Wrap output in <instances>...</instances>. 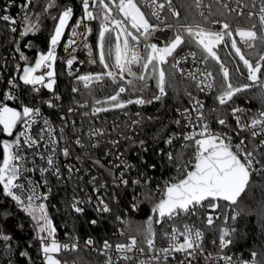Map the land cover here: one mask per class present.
<instances>
[{
  "label": "snow or ice",
  "instance_id": "snow-or-ice-1",
  "mask_svg": "<svg viewBox=\"0 0 264 264\" xmlns=\"http://www.w3.org/2000/svg\"><path fill=\"white\" fill-rule=\"evenodd\" d=\"M35 0H25L23 5L24 15L22 23L24 25L21 36H28L29 33L39 30V17L41 14L30 15L28 8L34 4ZM221 2V0H217ZM240 5L241 0H236ZM203 0H194L195 7L200 9ZM56 6V0H47L43 11ZM83 15L79 17L74 25L69 29L70 21L74 16L72 7L64 8L59 16L52 17L56 21L53 34L50 37V48L46 53H40L35 63L31 66L24 67L19 80L23 85L30 86L34 93H39L41 88L54 92L56 84L57 47L64 37L65 31H70V38L66 41L65 51L72 49L75 51L74 45L77 43V37L87 39V35L92 29L88 26V22L99 21V33L97 40V56L91 59L90 63H99L102 71L94 74L80 75L77 80L83 83L88 94L92 93V85L94 83H102L105 78L110 79L118 85L114 94L106 97L104 100L95 99L92 107V115H98L101 112L111 110H124L128 105H145L154 101H162L168 95V89L172 87V77L176 72L187 79L195 82L196 88L204 92L206 90H217L216 101L219 106H230L234 104V98L239 94L257 88L264 94V51H258V47L264 45V0H260L258 10L255 0L250 3L243 4L242 7L229 8L228 3H223L222 7L230 12L236 13L238 16L245 17L249 22V27H236L227 21L215 20L214 24H219V30H212L204 26L209 17L204 12H199L203 22L181 23L179 21L180 12L172 7V0H81ZM209 16L211 6L209 5ZM147 8L146 12L144 9ZM168 9L170 15L175 18L174 23L167 22V16L161 13ZM250 9L245 12L244 9ZM223 15V13H220ZM35 16V18H34ZM153 19L159 23H153ZM0 20L10 25H15L17 20L8 14L0 16ZM161 24L164 25L161 28ZM83 26L84 31L77 30ZM171 30L172 35L162 45L150 42L155 33L159 31ZM10 31L16 32L15 27H11ZM236 37L239 38L244 48L250 50L251 53L258 58L253 61L249 58L241 46H239ZM143 41V50L141 51V42ZM88 47L87 44L84 45ZM221 46L228 51V56L233 60L238 57L242 62L243 69L246 71V79L249 83L237 85L233 83L232 69H230L224 60L221 59L219 51ZM182 47L189 48L186 56L180 57L177 53ZM195 48L196 51L191 49ZM20 59L27 61V57L20 50ZM65 61L66 65L71 68L75 57L72 56ZM200 59L197 60V56ZM89 55H92L89 49ZM191 57L193 62L199 63L202 67H197L195 71H185L180 65ZM209 61H213L219 66V74L221 82L217 86V77L209 68ZM19 68V65L17 66ZM139 69V71L135 69ZM237 75L243 76L240 64L235 68ZM40 72L41 74H37ZM154 80L157 92L151 100H145L142 96L137 98L122 99V94L131 92H142L149 87V81ZM11 89L19 87L16 79L13 78L8 82ZM139 84V88H137ZM9 90L4 99L6 101L16 100L17 97ZM74 93L79 89L74 87ZM185 94L189 97L191 108H185L182 111H176L185 121V127L191 129L186 133L179 135L173 134L169 136L165 143L169 146L173 145L174 140L183 139L185 142L181 145V151L175 156L172 151L164 153L170 162L177 164V172L180 178L170 181L166 184L162 198L152 208V212L156 214V219L149 218L146 227L143 230V239L138 244L136 236H131L127 243H116L113 245L108 240L103 242L100 249H97L100 255L105 257V264H120L121 261H135L136 264H169L170 258L176 259V254H181L182 259L178 264H192L198 256H204L206 264H250L247 260H234L232 256L223 254L224 249L234 243L231 239L235 233V228L223 226L219 228L218 248L220 253L213 256L212 253L206 254L204 247V231L196 227L194 224L182 223L177 226V220H183L191 215H196L200 208L211 209L215 211L220 207V201L226 202L228 205H237L240 198L249 189L254 173L264 175V139L259 144L249 149L246 140L242 137V132L250 133L252 140L257 137H264V110L257 115L244 119L246 110L240 107H231L230 115L234 117L236 128H231L226 118L217 116L216 123L225 128L231 129L229 132L214 131L207 120L204 112V104L191 92L185 89ZM59 100L58 95L55 96ZM49 107H55L52 101L46 102ZM86 104H80L79 107H86ZM75 109L69 107L68 112L72 113ZM215 111V110H213ZM193 113L195 115H193ZM88 115V113H84ZM137 116L140 113H136ZM63 120L64 118L61 117ZM151 119V117H149ZM135 124L141 123L140 120L133 121ZM180 125L181 120L174 121ZM23 125V130L18 129V125ZM40 124L39 131L32 135L33 125ZM75 124V121L72 122ZM67 126L65 123L64 127ZM64 127L59 130L60 137L63 138ZM75 130V129H73ZM14 136V133H17ZM57 130L55 126L41 114L38 107L23 106L22 111L14 107H10L8 103L0 101V134L7 137H14L12 140H3L2 153H0V189L6 197L15 201L18 207L35 222L36 238L40 241V252L42 254L43 264H67L66 261L60 259L61 253L66 251H78V238H70L72 242L61 243L56 238V228L48 213L47 204L43 201L48 199L47 195L41 194L37 182L32 181L25 173L40 172L44 177L46 173L55 175L57 179L61 178L60 167L57 161V154L65 158L70 156L68 147L59 148L60 139L57 138ZM104 130L92 128L87 135L90 138L103 136ZM234 137H240L238 143H233ZM112 143H119L113 141ZM75 144L83 147L81 140L77 138ZM143 144V141H141ZM43 145L47 155L35 153L39 158L45 161V167L27 168L25 166L27 157L23 152V147L39 149ZM93 147L98 145L94 143ZM192 148L191 160H184V149ZM163 153V150H161ZM79 159V157H77ZM119 159V157H117ZM34 163V161H33ZM96 164L103 167L100 161ZM120 168L121 165H115ZM130 167V166H129ZM155 168V165H152ZM190 167V170H189ZM74 169L69 166L68 172ZM75 171H79L75 169ZM113 181L125 186L129 181L124 178V172L119 176L112 173ZM23 178V182L21 179ZM95 177H93V181ZM47 186L46 178L42 181ZM134 184H140V180L133 181ZM27 185V187L25 186ZM106 187L101 184L100 188ZM100 188L94 191L99 193ZM51 189H49V193ZM91 203V197L88 198ZM82 201L73 199L71 207L77 213H82L84 209L80 207ZM96 210L101 213L111 212L108 203L102 197H98ZM133 209L138 205L133 204ZM239 213L232 217L236 219ZM215 218L208 214L205 218L206 227L211 228L214 225ZM120 219V217H117ZM171 222V230L163 233L164 239L167 241V247H157L155 224H164ZM96 224V220L91 221ZM227 217H225V225ZM123 235V233H121ZM0 239H10L7 235H0ZM217 244L216 240L212 241ZM87 246H93L94 241L89 238L85 241ZM145 245L149 253L147 259H139L132 255L133 253L145 254ZM113 253L116 254L115 258ZM27 255V253H23ZM257 253L253 252L252 256L256 257ZM264 264V262H262Z\"/></svg>",
  "mask_w": 264,
  "mask_h": 264
},
{
  "label": "trees",
  "instance_id": "trees-1",
  "mask_svg": "<svg viewBox=\"0 0 264 264\" xmlns=\"http://www.w3.org/2000/svg\"><path fill=\"white\" fill-rule=\"evenodd\" d=\"M46 3L47 0H35L34 4L30 6L28 10L30 15L42 13L39 17V30L29 33L28 36H22L17 42L11 40L8 26L4 22H0V55L12 49L16 51V48L19 47L28 58L27 61L21 60L20 53L16 51L17 57L13 61V69L18 71L19 74H21L24 65L31 64L35 60L39 52L45 53L48 51L50 37L56 24L52 17H58L60 12L69 6L74 10L73 20L79 15H83L80 0H56V6L44 12L43 9ZM173 4L180 12L179 21L181 23L203 22V18L200 17L199 11L195 7L194 0H173ZM212 9L214 15L208 18L204 26H208L211 20L218 18L227 20L232 26L249 24L245 17L228 12L221 6L213 5ZM220 13H223V15ZM167 21L174 23L175 18L168 16ZM90 23L92 26L90 41L97 56L100 22L97 20ZM236 39L238 41V38ZM239 46L241 45L239 44ZM186 50L190 49L182 47L177 50V53ZM191 50L196 51L195 48ZM228 51L231 50H225L221 46L219 55L227 66L233 70V83L237 85L249 83L242 62L239 61L238 57L234 60L230 58ZM244 51L253 61L258 58L250 51ZM258 51H264V45L259 46ZM237 64H240L241 71L244 72L243 76L235 73L234 70ZM18 65L19 68H17ZM209 68L217 77V86H219L221 82L219 66L213 61H209ZM102 70V66L97 62L83 65L79 72L68 75L63 66H58L59 88L67 99L73 98L76 101L86 102L93 107L95 99L104 100L114 94L118 85L105 78L102 83L92 85V93L89 95L88 90L84 88L82 82L77 80V77L98 73ZM74 87L78 88L79 92L74 93L72 91ZM137 88H139V84H137ZM156 92L155 81L150 80L147 89L135 93L129 91L122 94V99H135L137 96H142L145 100H151ZM18 93L19 96L16 99L18 105H30L33 102L29 86L20 85ZM216 95L217 90L206 98L211 109L210 115L214 120L217 119V116H220V118H226L227 121L231 122V107L245 109V120L264 110V94L257 88L239 94L238 97L234 98L235 102L231 107L227 105L219 106ZM189 107L190 100L185 94V85L176 73L172 77V87L168 89V95L162 101H154L143 106L134 104L130 107L131 110L140 113L142 120L133 141L129 145L127 144L130 150L126 151L127 157L134 161L136 165L134 172L139 175L140 184H134L130 181L127 186H109L106 192L111 212L107 215L98 213L89 204L84 207L82 213L75 212L71 207V195L75 191V187L70 183L57 182L55 184V194L52 203L48 206V213L62 238L80 237L84 239L91 237L96 244L101 245L105 240L111 239L114 233L121 232L123 237H117L118 242H127L129 237L136 236L138 244H141L142 233L147 220L150 217L153 220L156 219V214L152 212V208L158 202L156 185L164 183L167 179L180 178V173L177 172L178 165L170 162L164 153L172 151L175 156L181 151V145L175 143L167 147L165 141L169 136L183 130L182 124L177 125L174 123L176 121V109ZM3 138L4 134H0V140ZM141 141H143V144H141ZM161 150H163V153ZM183 151L184 160H191L193 149L187 148ZM152 165H155V168ZM133 200H136L138 205L135 209L130 207ZM237 212L239 215L233 220L232 217ZM208 214L213 215L214 218L216 216L220 217L215 219L211 228L205 225V218ZM117 217H120V219H117ZM225 217H227L226 225ZM92 220H96L97 223L92 224ZM198 224L205 233L204 244L208 248L216 249L218 247L219 228L228 226L236 230L231 237L234 243L228 247L229 250L244 255H252L255 252L258 259L264 260V175L259 173L253 175L249 189L242 195L237 205L230 206L226 202L220 201V207L215 211L211 209L204 210L202 220ZM153 226L156 238L161 239L162 226L155 223ZM0 235H7L12 241L36 236L35 223L18 207L15 201L3 194L2 189H0ZM213 240H216L217 244H213ZM141 246L145 247V245ZM21 248L25 249L27 255L19 256V251H17L19 248L15 250L12 245L1 242V258L11 257L15 252L18 264H43L39 243L32 246L22 245ZM64 259L77 264H105V259L100 254H95L86 248L69 251L65 254ZM120 264H125V262L122 261ZM128 264H136V262L131 261Z\"/></svg>",
  "mask_w": 264,
  "mask_h": 264
},
{
  "label": "built area",
  "instance_id": "built-area-1",
  "mask_svg": "<svg viewBox=\"0 0 264 264\" xmlns=\"http://www.w3.org/2000/svg\"><path fill=\"white\" fill-rule=\"evenodd\" d=\"M25 0H0V16L4 14H8L11 17L15 18L17 20V23L15 25H10L7 22H4L3 20H0V22H4L10 31L11 27H15L17 29L16 32L10 31L11 40L13 42H17L22 36L20 33L23 31V23L22 18L24 15V9L20 7V5H23ZM143 2V0H141ZM160 2H164V0H160ZM257 4V9H251L253 11L258 10V6L260 3V0H255ZM223 3H228L229 8H238L242 7L245 3H250V0H241L240 5L237 4L236 0H221V2H217V0H203L202 6L200 9H198L199 12L203 11L204 15L206 17L213 16V5H218L222 7ZM211 6V15L209 16V7ZM31 6V5H30ZM29 6V8H30ZM80 6H81V0H80ZM172 7L177 10V8L173 4L172 0ZM28 8V10H29ZM223 8V7H222ZM224 9V8H223ZM226 10V9H225ZM250 9L246 8L244 9L245 12L249 11ZM145 11L147 12L148 9L145 8ZM230 12L229 10H226ZM234 13V12H232ZM162 16H171L168 12V9L166 8L164 12L161 13ZM82 15H79L75 20L70 21L69 29L72 25L76 23V21L79 19V17ZM215 20H221L223 19H214L210 21V24L208 26H205L212 30H219L220 25L214 24L213 21ZM170 23L169 21H167ZM153 23H159L158 21H155L153 19ZM88 26L92 29L91 23L88 22ZM161 28L164 27L163 24L160 25ZM250 24L246 25H235L232 26L233 29L236 27H249ZM78 32H83L84 28L83 26L77 30ZM172 35L171 30L169 31H159L155 33V36L150 41L152 43H158L163 44L167 41V38ZM92 36V31L87 35V39H83L82 37H77V43L74 45L75 51L72 52V49H69L68 51H65L66 41L70 38V31L66 30L64 37L62 38L60 44L57 47V62L55 65L56 69V84L54 85V92L49 91L47 89L41 88V91L39 93H34L30 87V92L33 96V102L30 105H24V106H31V107H38L41 111V114L44 118L48 119L56 128L57 130V138L60 139V145L59 148L62 149L64 147H68L70 156L68 158L63 157L59 154H57V161L58 165L60 167L61 172V178L57 179L55 175H52L50 173H46L44 177L41 176L40 172L37 170L36 172H27L25 173V176H27L29 179H31L34 182H37L39 185V191L43 195H47L48 199L46 201H43L47 204V207L52 203V200L54 198L55 194V184L58 182H61L63 184L70 183L72 184L74 188V192H72L71 195V203L73 202V199H77L82 201L80 204V207L84 209V207L89 204L92 207L96 209V204L98 203V197H102L106 203L107 201V188L109 186L116 187L119 183L118 181H113L112 173H114L116 176H119L121 172H124V178L127 179L129 182L139 180V175L135 173L136 165L134 161H132L130 158L127 157L126 151L130 150L129 146L127 147V144L129 145L130 142L133 141L134 135L137 134L138 128L141 126V123L135 124L133 121L141 120L140 115H136V111H133L130 109L132 105H128L127 108L124 110H111L107 112H101L98 115H92L91 110L92 106H90L86 102L76 101L75 99H67L66 96L61 92L59 88V78H58V66H63L65 71L68 73V75H73L76 72H79L83 65L86 64H92L89 61L93 58H96L95 49L90 41V38ZM238 38V37H236ZM239 41V38H238ZM87 44L88 47H85L84 45ZM239 44L242 46L244 50L250 51L247 48H244L243 44ZM50 48V45H49ZM89 49H91L92 55H89ZM49 50V49H48ZM143 50V41L141 42V51ZM72 52V56L75 57L74 63L71 68H69L65 61L69 58H72L69 53ZM189 50L183 51L181 53H178L180 57L186 56ZM17 57L15 50H9L8 52L0 55V101H3L8 104H13L18 107H23L21 105H18L16 103V100L13 101H6L4 99L6 93L9 92L11 89V85L8 83L9 80H12L13 78L16 79V82L18 85H23V83L19 80L20 74L18 71H15L13 69V61ZM200 59V56H197V60ZM185 71V74L188 71H195L197 67H202L199 63L193 62L192 58L189 57L187 61L182 62L180 65ZM139 71V69H135ZM37 74H41L38 72ZM176 74L179 76L181 82L185 85V89H187L188 92H191L193 96L197 97L200 101L204 104V112L207 117V120L210 124V127L217 132H229L231 134L230 128H225L224 126L219 125L216 123V120L212 118L210 115L211 109L209 108L208 102H207V96L211 95L215 90H206L204 92L199 91L196 88L195 82H193L190 79H187L186 76H182L179 72H176ZM18 88L11 89L13 94L18 98ZM58 95L60 97L59 100L55 99V96ZM134 99V98H132ZM47 101H52L55 107H49L46 103ZM80 104H86V107H79ZM69 107H72L75 109L74 112L69 113L68 109ZM191 108V102L190 107ZM181 111L183 109L178 108ZM177 110V109H176ZM260 112V111H259ZM84 113H88V115H84ZM193 115H195L193 113ZM61 117L64 119L62 120ZM176 120H181V124L183 125V130L176 133L177 135L181 133H186L190 131L191 129L186 128L185 121L183 118L179 115V113L176 111L175 114ZM245 119V118H244ZM75 121V124L73 125L72 122ZM65 123H67V126L64 127ZM228 123L231 125V128H236V122L234 117H232V121H228ZM41 127L40 124L33 125L32 128V135H36L39 131V128ZM61 127H64V133L63 138L60 137L59 130ZM92 128H98L104 130V135L90 138L87 133ZM19 130H23V125L21 124L18 127ZM75 129V130H73ZM17 133H14V136L17 135ZM242 137L248 138L246 140V143L248 144L249 149H251L253 146H256L259 144V141L261 139H264V137H257L255 140H252L250 137V133L248 132H242ZM14 137H11L10 139H13ZM79 138L81 140V143L83 144V147L75 144V140ZM5 139V136L0 142H2ZM240 137H234L233 143H238ZM113 141H119V143H112ZM96 143L98 146L93 147L92 145ZM179 143L180 145H183L185 142L183 139L180 140H174L173 144ZM168 147L169 145L166 144ZM104 150V152H102ZM39 153L47 155L45 148L43 145L40 146L39 149L36 148H28L27 146L23 147V152L25 156L27 157V161L25 166L27 168H33L34 166L39 167H45V161L41 160L38 155H35V153ZM0 153H2V144H0ZM79 157V159H77ZM119 157V159H117ZM99 160L100 164L103 165L101 167L100 165L96 164L95 161ZM34 161V163H33ZM120 164V168H116L115 165ZM71 166L74 171L71 173V175L68 172V167ZM130 166V167H129ZM75 169H78L79 171H75ZM190 170V167H189ZM257 174V173H254ZM102 176V177H100ZM93 177H95V180L93 181ZM100 177V178H99ZM46 178L48 180L47 186H44L42 181ZM148 179V178H147ZM170 181H174L171 179L165 180L164 183H159L156 185V195L158 202L162 198L163 190L166 186V184ZM21 182H23V178L21 179ZM101 184H105L106 187L100 188ZM27 187V185H25ZM119 186H125L123 184H119ZM95 188H100L99 193L95 192ZM49 189H51V192L49 193ZM91 197V203L88 202V198ZM133 204L137 205L136 200H133L130 204V207H132ZM109 205V203H108ZM110 207V206H109ZM205 208H200L196 215H191L183 220H177V226H179L182 223H189L194 224L196 227H199V221L202 220V215ZM101 213V212H98ZM107 215L108 213H101ZM159 226H162V237L161 239L156 238V244L157 247H167V241L164 239L163 233L165 231L171 230V222H165L164 224H159ZM200 228V227H199ZM117 237H123V235L120 233H114L112 238L108 241L111 242L113 245L116 243H127V242H118ZM56 238L61 243H71L72 240L70 238H62L60 233L56 230ZM72 238V237H71ZM78 238L79 242V248H86L89 249L91 252L95 254H99L97 249H100L103 245L96 244L94 242L93 246H87L85 244V241L89 238ZM93 240V238H91ZM94 241V240H93ZM6 243L9 245H12V247L18 249L19 256H24L23 253H25V249L21 248V246H32L36 243L40 244V241L34 236L33 238H26V239H20V240H3L0 239V243ZM21 245V246H20ZM204 247L206 249L207 253H212L213 256H216L218 253H220L219 248L216 249H210L205 244ZM69 252H63L61 253L60 259L62 261H66L67 264H77L71 261H67L64 259L65 254ZM223 254L232 256L234 260H247L250 262V264H262L264 260H260L256 257H253L252 255H244L235 253L234 251L229 250L228 248L224 249ZM132 255L136 256L139 259H147L148 258V251L145 246V254L140 255L139 253H133ZM102 256V255H101ZM116 254L113 253V257L115 258ZM104 259L105 257L102 256ZM181 254H176V259L172 260L170 258L169 264H178V261L182 259ZM122 262V261H121ZM120 262V263H121ZM0 264H18L15 252L11 257L1 258V252H0ZM192 264H206L204 256H198L195 260L192 261ZM207 264H211V262H207ZM218 264H223V261H219Z\"/></svg>",
  "mask_w": 264,
  "mask_h": 264
},
{
  "label": "water",
  "instance_id": "water-1",
  "mask_svg": "<svg viewBox=\"0 0 264 264\" xmlns=\"http://www.w3.org/2000/svg\"><path fill=\"white\" fill-rule=\"evenodd\" d=\"M9 106L10 107H14V108H16L17 110H20V111H22V107H18V106H15V105H13V104H9ZM20 125H18V127H19ZM5 136V139H7V140H12V139H10L11 137H7L6 135H4ZM4 139V140H5ZM11 199V198H10Z\"/></svg>",
  "mask_w": 264,
  "mask_h": 264
},
{
  "label": "rangeland",
  "instance_id": "rangeland-1",
  "mask_svg": "<svg viewBox=\"0 0 264 264\" xmlns=\"http://www.w3.org/2000/svg\"><path fill=\"white\" fill-rule=\"evenodd\" d=\"M40 53H44V52H39V53L37 54V57L35 58V60L38 58V56H39ZM45 53H46V52H45ZM35 60H34L31 64L28 63V64L24 65L23 68H24V67H27V66H31V65H33V64L35 63ZM22 70H23V69H22ZM20 75H22V71H21V74H20ZM21 82H22V81H21ZM26 214H27V213H26ZM32 221H33V220H32ZM33 222H34V221H33ZM34 223H35V222H34Z\"/></svg>",
  "mask_w": 264,
  "mask_h": 264
}]
</instances>
